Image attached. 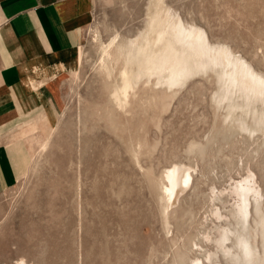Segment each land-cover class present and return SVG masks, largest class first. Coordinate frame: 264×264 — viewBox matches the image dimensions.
Listing matches in <instances>:
<instances>
[{
  "label": "rangeland",
  "instance_id": "obj_1",
  "mask_svg": "<svg viewBox=\"0 0 264 264\" xmlns=\"http://www.w3.org/2000/svg\"><path fill=\"white\" fill-rule=\"evenodd\" d=\"M163 1L264 74V0ZM156 3L92 0L78 61L55 92L58 114L48 111L52 129L24 135L28 172L0 194V264L233 263L213 239L236 226V182L254 177L264 206V132L242 129L239 110L225 119L212 72L176 88L153 75L125 105L113 99L122 62L109 54L145 28ZM173 164L191 180L168 205L163 176Z\"/></svg>",
  "mask_w": 264,
  "mask_h": 264
},
{
  "label": "bare ground",
  "instance_id": "obj_2",
  "mask_svg": "<svg viewBox=\"0 0 264 264\" xmlns=\"http://www.w3.org/2000/svg\"><path fill=\"white\" fill-rule=\"evenodd\" d=\"M156 1L154 11L144 23L145 28L135 38L127 40L125 45L122 44L124 47L117 45L114 54L108 53L114 61L122 62L118 68L119 82H115L117 85L113 89L114 101L118 105H125L137 84L153 75H163L159 81L167 88H176L190 75L212 72L219 86L216 102L226 105L225 119H230V115L239 110L238 124L242 129L264 132V74L255 70L227 45L211 42L202 28L185 23L175 11L164 5L163 0ZM141 52L146 53V62L136 64L135 56ZM247 117L252 119L254 127L249 128L252 122L246 125ZM38 127L45 128L47 134L52 129L45 116L38 117L25 134L33 133ZM189 171L184 165L173 164L164 172L162 192L168 205H173L189 184ZM253 178L247 176L238 180L233 187L238 198L233 216L236 226H232L233 230H221L216 240L213 239L220 251L229 256L232 264H264V206H260L262 195L255 187ZM230 234L234 236H231V246L226 244L231 239ZM210 255L207 257L209 261L212 260ZM20 264L25 262L22 260Z\"/></svg>",
  "mask_w": 264,
  "mask_h": 264
},
{
  "label": "crops",
  "instance_id": "obj_3",
  "mask_svg": "<svg viewBox=\"0 0 264 264\" xmlns=\"http://www.w3.org/2000/svg\"><path fill=\"white\" fill-rule=\"evenodd\" d=\"M92 0H0V194L30 166L29 126L58 114L55 92L75 68Z\"/></svg>",
  "mask_w": 264,
  "mask_h": 264
}]
</instances>
